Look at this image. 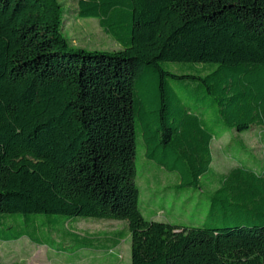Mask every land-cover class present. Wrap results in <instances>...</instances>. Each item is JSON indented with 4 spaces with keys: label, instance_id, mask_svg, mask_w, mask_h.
<instances>
[{
    "label": "trees",
    "instance_id": "16d2710c",
    "mask_svg": "<svg viewBox=\"0 0 264 264\" xmlns=\"http://www.w3.org/2000/svg\"><path fill=\"white\" fill-rule=\"evenodd\" d=\"M63 13L0 0V240L77 260L129 237L131 264H264V159L212 166L228 129L264 128V0H78L118 51L71 48ZM139 144L179 190L216 184L203 224L144 216ZM90 218L127 226L102 240L77 230Z\"/></svg>",
    "mask_w": 264,
    "mask_h": 264
},
{
    "label": "rangeland",
    "instance_id": "374dc122",
    "mask_svg": "<svg viewBox=\"0 0 264 264\" xmlns=\"http://www.w3.org/2000/svg\"><path fill=\"white\" fill-rule=\"evenodd\" d=\"M62 5V32L70 41L73 49L88 51H118L121 44L106 33L97 18H82L77 14L78 0H58ZM177 65L171 69L179 71ZM178 68L180 66H177ZM202 68V66H198ZM264 128L255 127L248 132L228 129L221 138L213 141V168L227 173L232 167L257 158L263 160ZM138 184L141 190L140 207L146 218L172 223H204L210 208L209 195L216 184L201 183L197 189L177 187L175 178L153 164L142 154L141 144L137 154ZM158 193V194H157ZM81 233L99 236L102 240L127 226L125 221L115 219H82L76 223ZM130 238L111 250L81 251L82 257L70 253L56 254L46 245L32 243L27 237L19 240H0V260L3 264H131Z\"/></svg>",
    "mask_w": 264,
    "mask_h": 264
}]
</instances>
